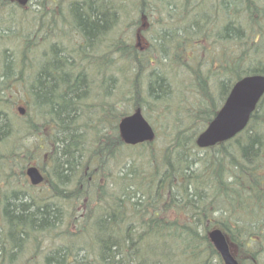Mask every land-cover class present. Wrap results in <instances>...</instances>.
<instances>
[{
  "label": "rangeland",
  "instance_id": "rangeland-1",
  "mask_svg": "<svg viewBox=\"0 0 264 264\" xmlns=\"http://www.w3.org/2000/svg\"><path fill=\"white\" fill-rule=\"evenodd\" d=\"M54 4V0H33L27 8L6 7V12L0 11V33L6 38H16L21 32L25 34L29 22L37 27L41 19L50 17L49 13L56 8ZM196 5H199L197 0L184 3L181 0H117L114 4L103 3L99 6V14L113 15L118 20L114 23L113 19L114 24L99 33L96 38L101 43L99 47L91 45L90 49L87 43L92 37L75 34L72 25L66 37L57 34L43 46L41 53L32 56L35 67L44 58L45 63L50 61L51 64L50 52L56 53L66 68L73 72L65 79L66 83L56 78L50 82L47 89L51 95L44 98V104L29 91L37 75L19 65V52L8 51L5 49L7 44L0 48V82H5V86L1 84V89H6L0 90V109L3 108L12 120L1 137L6 139L4 143L13 140L19 147L18 155L26 153L20 160V156L17 157V178L21 177L20 183L33 194L38 192L45 199L54 198L60 208L59 221L62 227L74 228L75 224L79 227L84 216L89 214L91 196L80 197V194L91 195L96 190L95 179L93 183L85 180L84 187L74 198L68 193L78 185L79 171H69L70 176L63 175L65 180H62V174H54L55 171H62H53L54 168L50 166L48 179L52 185L48 191L45 184L31 188L20 172L36 165L45 171V154L51 161L53 146L70 132L75 135L70 147L78 160L87 163L86 174L87 171L96 174L102 181H106V176L111 172L120 179L128 175L129 169L124 165L127 158L120 159L116 151L110 149L109 143L104 141L107 134L114 135V132H110L114 121L112 118L97 121L94 112L121 118L131 114L134 102L140 100L144 116L158 138L164 136L161 134L164 133L162 129L169 131L174 126L179 129L194 126L198 132V129H202L200 125L207 124L208 118L223 103L238 78L264 75V0L209 2L203 9L194 10ZM69 7L72 9L74 6L71 4ZM189 17L195 21L187 22ZM114 36L122 39L114 43ZM95 55H109L110 59L105 60V66L99 65L93 60L97 58ZM140 57L143 59L140 60L143 68L137 65L128 67L127 61ZM136 74H139V80L135 79ZM19 76L23 77L22 86L21 82L12 81ZM159 79L164 88L150 93V88L159 85ZM76 83H81L80 94L64 96L65 87ZM6 84L12 87L7 89ZM58 105L68 106L69 112L60 115L56 111ZM19 107L23 108V115L18 112ZM4 111L0 110L1 117ZM39 116H43L46 122L49 120L44 128L32 124ZM46 126L49 127L48 132ZM225 147L230 150L232 157L224 159L221 147L212 151L220 164L230 165L235 175L253 172L260 179L259 185L260 182L264 184L262 144L254 148L252 154L248 152V156L241 154V149L235 143L226 144ZM98 152L99 157L94 158ZM124 153L127 155L126 151L122 155ZM193 155L194 167L189 171L202 176L209 166L208 154L200 150ZM180 170L179 176L182 177L186 171L184 167ZM223 172H227L225 167ZM245 183L248 185L249 181ZM108 188L109 193L114 190L111 185ZM123 191L121 183L116 192L120 195ZM261 191L262 194L256 195L252 191L254 197L248 191L236 189L233 191L234 196L215 192L211 209L203 215L176 216V212L171 213V218L177 219L173 231L177 264H203L215 258L216 263L221 264L214 245L208 239V233L214 228L223 230L232 254L239 259L243 257L241 264H264V227L262 235L254 233L251 236L253 244L247 245L249 241L244 235L237 236L232 221V216L242 207L252 214L264 209V191ZM237 201L240 204L236 205ZM11 202L10 195H0V238L8 243L16 242L23 255L28 252L30 243L18 231L15 232V240L9 238L18 227V219L14 218L10 210ZM263 215L259 213L256 218ZM4 234L5 238L2 237ZM139 239L137 257L140 264H164L160 257L161 243L145 234H141ZM57 249L67 257L65 244H59ZM115 259L118 264H126L118 248Z\"/></svg>",
  "mask_w": 264,
  "mask_h": 264
},
{
  "label": "trees",
  "instance_id": "trees-1",
  "mask_svg": "<svg viewBox=\"0 0 264 264\" xmlns=\"http://www.w3.org/2000/svg\"><path fill=\"white\" fill-rule=\"evenodd\" d=\"M56 6L59 7L62 4V0H55ZM101 0H65L67 7L73 4V9H76V18L69 19V13H67L66 34L60 26V16L57 12H50L49 20L41 19L38 22L37 27L27 24L28 30H32L33 35L29 34L28 30L20 38L19 47L23 49V52L27 51V46L36 42L37 46H44L48 41L52 40L57 34L59 37L67 36L68 29L70 27L75 30L76 34L89 35L95 37L99 32L107 26L109 21H113L112 15L99 14L98 10L93 9L91 12H86L84 7L86 5H97ZM14 0H0V11L6 12V7H15ZM140 6V5H139ZM82 9V10H81ZM86 14H85V13ZM73 16V15H72ZM80 27L81 32L75 25ZM19 36V35H18ZM36 40H33V38ZM122 37H113L114 42H120ZM6 41L0 39V48H4ZM41 47V46H40ZM106 58L109 57H97L93 59L99 65L105 66ZM104 60V61H103ZM140 58H136L133 61H127V65H137L143 68L140 63ZM136 80H139V74H136ZM48 80L41 81L40 94L43 98L50 96L51 93L47 89L49 87ZM156 86L150 88L149 92L154 93L157 90ZM80 92V85H67L64 89V96L76 95ZM139 92V90H138ZM80 94V93H79ZM45 102H43L44 104ZM139 103L141 107L140 100ZM2 105V104H1ZM56 111L60 115H65L69 112V107L66 105L56 106ZM2 111V109H0ZM0 116V195H10L12 201L17 204V210H12V214L19 218L22 224H18V230L31 239L30 247L28 248L27 256L21 255L23 252L17 254L13 259L8 257L14 249L17 248L16 242L8 243L0 238V264H104L106 260L112 261L115 259L116 248L120 250L121 256L126 264H140L138 261V244L141 234L148 235L161 243L162 250L160 257L164 264H177L176 260V248L173 242V231L177 223L176 217L170 216V214L176 212L177 215H203L206 211L212 207V197L215 192L220 194H226L234 196L233 191L244 192L248 191L251 197H254L257 193L262 194L264 191V184L260 182L257 174L250 172L246 175H235L230 165L225 163L220 164L219 160L215 158L212 151L221 149L224 159L232 157V153L225 145L233 144L241 149V154L248 156V154L257 148L259 144H262L264 148V96L257 105L256 110L251 115L248 126L237 135L234 139L219 144L213 148L205 151L208 154L207 159L209 166L206 169L204 175H194L191 167H194V155L199 149L195 146V137L197 130L193 129H179L174 126L171 130L162 129L164 133L163 138L156 137L152 143H145L136 146L122 145L118 135V120L120 117L107 116V115H94L97 121L112 118L114 121L113 126L110 128V132H114L112 137L106 138L107 143L110 145V149L116 151L120 159H124L126 162L124 165L129 169V174L123 176L121 179L115 174L112 179L113 191L109 194L103 192L105 188V181L96 177V190L90 194H80V197L91 196L92 207L89 214L84 216V219L78 224L74 225V228L62 229L60 236H56V245H52L47 251H41L36 248V243H40L45 237V243L50 242L48 236L49 230L45 232V235L34 234V228L37 223L45 225L49 221L59 220L61 217L60 208L58 206H52V199H45L38 192H31L19 182L16 185H11V181L15 179L14 170L15 163L17 161L19 147L10 140L9 142H3L6 139H2L1 133L6 128L2 123L4 120H10L7 113ZM40 123L35 124L34 127L44 124L45 118L39 116L36 118ZM202 125V124H201ZM75 135L68 133L64 135V139L57 141L50 152L51 166L56 170L64 172L79 171L80 179L78 182L80 185L86 180L87 176L85 169L87 163L78 160L76 153L70 147V142L74 140ZM100 139V138H98ZM103 140V139H101ZM63 152L61 153V151ZM112 151V152H113ZM126 151L122 155V153ZM249 152V153H248ZM248 153V154H247ZM252 154V152H251ZM125 155V156H124ZM80 162V166H76L74 160ZM89 162V160H86ZM234 164L238 165L236 162ZM185 168V175L179 176L181 168ZM226 168L227 172L222 173L223 168ZM83 173L81 174V171ZM222 170V171H221ZM64 171V172H63ZM246 178V179H245ZM248 180V185L245 181ZM108 184H111L108 180ZM123 183L124 191L122 194H118L117 189L119 185ZM111 186V187H112ZM84 190V189H83ZM252 191H255L253 195ZM79 191H77L78 193ZM23 197H28V201L37 203L41 206L35 208L31 204H26ZM42 199L43 202L39 201ZM48 201V202H47ZM241 201H244L241 199ZM240 204V201L236 202V205ZM264 209H261L257 214H252L246 211L243 207L241 211H238L232 216L234 229L237 231V236H245L248 240V244H253L254 233L262 235V228L264 227V215L263 217L256 216L260 213L263 214ZM56 220V221H57ZM80 221V220H79ZM38 224V225H39ZM37 240H40L37 242ZM59 244H65L68 249L67 257L57 249ZM7 253V255H1ZM21 255V256H20ZM83 259V262H80ZM214 260L205 261L203 264H219ZM220 260V259H219ZM221 262V261H220ZM222 264V263H221Z\"/></svg>",
  "mask_w": 264,
  "mask_h": 264
},
{
  "label": "water",
  "instance_id": "water-1",
  "mask_svg": "<svg viewBox=\"0 0 264 264\" xmlns=\"http://www.w3.org/2000/svg\"><path fill=\"white\" fill-rule=\"evenodd\" d=\"M28 0H17L24 6ZM264 95V75H247L235 82L230 89L223 105L214 115L205 130L199 134L196 144L200 148L214 146L225 142L243 130L259 100ZM21 114L24 113L19 108ZM119 134L127 144H137L153 141L155 132L149 122L137 108L132 114L122 117L118 125ZM27 175L33 185L43 181V176L37 167L31 166ZM209 238L225 264H238L229 250L226 238L221 230L214 229Z\"/></svg>",
  "mask_w": 264,
  "mask_h": 264
},
{
  "label": "bare ground",
  "instance_id": "bare-ground-1",
  "mask_svg": "<svg viewBox=\"0 0 264 264\" xmlns=\"http://www.w3.org/2000/svg\"><path fill=\"white\" fill-rule=\"evenodd\" d=\"M33 0H28L27 1V3H26V5H24L26 8L31 4V2H32ZM190 1H194V0H181V2H190ZM223 1H225V3H231L233 0H211V1H209V0H197V2H199V5H196L195 7H194V10H200V9H203L204 7V5H208L209 4V2H212V3H215V2H223ZM101 5H103V3H99V6H101ZM68 8V7H67ZM69 10H68V12H69V19H71L72 17L73 18H76V9L74 8L73 9V13H72V9H71V7H69L68 8ZM84 9H85V11L86 12H91L93 9H95V10H98L99 11V7L95 4V5H90V6H88V5H86L85 7H84ZM82 10V9H81ZM85 13V12H84ZM86 14V13H85ZM188 14H190L189 12H188ZM73 15V16H72ZM105 15V14H104ZM107 15V14H106ZM109 15V14H108ZM47 20H49V18H46ZM187 20V22H189V23H192V22H194L195 20L194 19H192V18H187L186 19ZM112 21H109V23L107 24V25H109L110 23H111ZM72 23H74V22H72ZM186 23V22H185ZM74 25L81 31V32H83V30L80 28V27H78L75 23H74ZM29 34H31V35H33V31L32 30H30L29 29ZM98 35L99 34H97L95 37H92V39L89 41V43H87V45L88 44H90V45H88L89 46V48L91 49V45L92 46H94V47H99V45L101 44H99V42H98V40H96V38H98ZM22 35H19V36H17L16 38L15 37H10V38H6V36H4L3 34H1L0 33V39H3L4 41H6V44H7V46H6V48L5 49H7L8 51H12V50H14V51H18L19 52V65L22 67V68H25V69H27L28 71H30L31 73H33V74H36L37 75V80L35 81V82H32L31 83V86L29 87V91L31 90L32 92H33V94L36 96V98H37V100H39V101H44V98L41 96V94H40V88H41V81H43V82H45V80L47 81L48 80V82L50 83V82H52V80L54 79V78H56L57 80H59V81H61L62 83H66V78H68L69 77V74H73V72H72V70H70L69 68H66V65H64V62H62V58H59L57 55H56V53H53V52H50V56H49V59L51 58V64H50V61L48 62V63H45V58L43 59V60H40L38 63H37V65L34 67V65H33V59H31L32 58V56H34V55H36V54H39V53H41V50L43 49V46L42 45H40V46H37L36 45V42L35 43H32V44H30L29 43V45L27 46V51L26 52H23V49H21V48H19V41H18V38L20 39V40H23V38L21 39L20 37H21ZM33 40H36V38L34 37L33 38ZM83 42V44H85L84 43V41H82ZM80 54V53H79ZM80 56V55H79ZM78 56V57H79ZM96 57H98V55H95ZM143 56V55H142ZM140 59L141 60H143L141 57H140ZM33 65V66H32ZM40 78V79H39ZM23 79V77H21V76H19V77H17V78H15V79H13L12 81H13V83H18V82H21V80ZM159 81V85H157V87L155 88L156 90H161V89H163L164 87L162 86L163 84H162V80L161 79H159L158 80ZM3 82H0V90H6V89H1V87H2V85L3 86H5V82H4V84H2ZM2 84V85H1ZM33 84V85H32ZM76 84H81V83H76ZM162 84V85H161ZM20 85L22 86L23 85V82H21L20 83ZM69 85H74V84H69ZM165 85V84H164ZM161 86V87H160ZM10 87H12V85L11 84H6V88L7 89H9ZM2 92V91H1ZM0 92V93H1ZM38 93V94H37ZM3 94V93H2ZM37 94V95H36ZM78 94V93H77ZM1 99V98H0ZM137 105L139 106V103H136V102H134V111L137 109ZM134 111H132L131 112V114L134 112ZM18 112L20 113V111H19V109H18ZM24 114V113H23ZM23 114H21L20 113V115H23ZM94 115H99V113H97V112H94V114H93V116ZM102 115H107V114H102ZM107 116H109V115H107ZM193 116H195V114L193 115ZM196 116H198V113L196 114ZM210 120V118H208V121ZM2 123L7 127V126H9L11 123H12V120H4V121H2ZM40 122L38 121V120H34L33 122H32V124L33 125H35V124H39ZM192 125V124H191ZM40 127H42V128H44L45 127V122H44V124H41L40 125ZM191 129H193V130H196L195 129V127L194 126H192V127H190ZM46 129H48V126H46ZM119 134V133H118ZM107 137H108V139L109 138H111L112 136H110L109 134H107ZM106 137V138H107ZM106 138L104 139V141H105V143L107 142V140H106ZM155 139H156V137L154 138V140L153 141H151V142H149V141H145V142H141V143H137V144H127V143H125L123 140H122V138L119 136V140H120V142H121V144L122 145H125V146H136V145H140V144H145V143H152V142H154L155 141ZM63 152V150L61 151V153ZM25 153V152H24ZM23 153V155H18V156H20L19 158H18V160H20L23 156H25V154ZM94 158H98L99 157V152L98 153H96V156L94 155L93 156ZM74 163L76 164V166H80V162L79 161H77V158L74 160ZM16 164V163H15ZM30 166H28V167H26V170L29 168ZM85 169V168H84ZM14 170L16 171V166H14ZM26 170H24V169H22L21 170V174L22 175H27V171ZM64 172V171H63ZM17 171H16V173H15V179L13 180V181H11V185H16L18 182H19V184H20V182H22V181H19L20 180V178L21 177H19V179L17 178ZM65 176H67V177H69L70 176V173L69 172H64L63 173ZM19 176V175H18ZM21 176V175H20ZM86 181L87 182H89V183H93V177H87L86 178ZM76 183H78V185H76L79 189H81L82 187H84L83 185H84V182H82L81 183V185H80V182H78V180H77V182ZM79 189H77L76 187H72V189H71V191L72 192H69L68 194L69 195H71V196H73L74 198H75V194H77V190L78 191H81V190H79ZM84 189V188H83ZM73 191H75V192H73ZM109 191H110V189L108 188V187H105L104 189H103V192H105V193H109ZM49 197V196H48ZM25 200H27V201H25L26 202V204H31V205H33L35 208H37L38 206H41V205H39V204H37V203H32V202H29L28 201V197H23ZM39 201H41V202H43L42 201V199H40ZM48 202V201H47ZM52 204V206H54V207H56V206H58V203L57 202H55L54 201V198L52 199V202H51ZM59 207V206H58ZM10 210H17V204H16V202L13 200L12 202H11V205H10ZM15 215H17L16 213H14ZM14 215V218L15 219H18V224H22V222H21V220L19 219V218H17L16 216ZM57 220V219H56ZM52 220V221H49L48 223H46L44 226L43 225H41V224H39V223H37V225H36V227H33L34 228V234H36V235H42V234H44L45 235V232H47L48 230H49V233H48V236L50 237V242H48V243H45V237L43 238V240L42 241H40V240H37V242H39L40 241V243H36V248H38L39 250H41V251H47L48 250V248L50 247V246H52V245H56L57 244V242H56V236H60V234H61V232H62V229L63 230H65V228L66 227H62V225H61V223H60V221L59 220ZM39 224V225H38ZM80 227H77L75 230H78ZM67 229H69V228H67ZM16 231H18L19 232V230H18V227H17V230H14V232L12 231L11 232V236L9 237V238H11V239H13V240H15V238H16V234H15V232ZM21 233V232H20ZM22 234V233H21ZM10 235V233L8 232V236ZM23 236H24V239H26L30 244H31V239L29 238H26V236L24 235V234H22ZM2 237H6V235L4 234ZM3 240V239H2ZM0 251L2 252V250L0 249ZM14 251L15 252H12L8 257H10V259H13L17 254H19L21 251H19V249L18 248H16V249H14ZM1 255H7V253H2ZM16 258H17V256H16ZM104 264H118V262H117V260H112V261H110V259L109 260H106L105 262H104Z\"/></svg>",
  "mask_w": 264,
  "mask_h": 264
},
{
  "label": "flooded vegetation",
  "instance_id": "flooded-vegetation-1",
  "mask_svg": "<svg viewBox=\"0 0 264 264\" xmlns=\"http://www.w3.org/2000/svg\"><path fill=\"white\" fill-rule=\"evenodd\" d=\"M60 1V0H59ZM54 2H55V0H54ZM101 3H110V4H114V3H116L117 2V0H101L100 1ZM14 3H15V1H14ZM55 5V4H54ZM56 6V5H55ZM17 7H20V8H24L25 6H21V5H18V4H16V8ZM55 12H57L58 14H59V16H60V22H61V24H62V29L63 30H65L64 31V34H66L67 32H66V26H65V24H66V22H67V4H66V2H65V0H62V4L59 6V7H57L56 6V8L54 9V11L52 12V13H55ZM113 16V15H112ZM114 17V16H113ZM118 20V18H116V17H114V23H116V21ZM113 22H111L109 25H112V24H114ZM109 25H107V26H109ZM106 26V27H107ZM105 28V27H104ZM103 28V29H104ZM102 31V30H101ZM100 31V32H101ZM74 33H75V30L73 31ZM99 32V33H100ZM68 34H69V29H68ZM76 34V33H75ZM64 37H66V36H64ZM114 42V41H113ZM114 43H118V42H114ZM109 56V55H108ZM108 56H104V57H108ZM100 58H102V57H100ZM106 59H110V58H106ZM44 102H45V100H44ZM45 123H46V125H48L49 124V120H48V122H46L45 121ZM46 129V128H45ZM48 129H49V127H48ZM48 129H46L47 130V132H48ZM46 133V132H45ZM13 141V140H12ZM47 143V141L45 142V144ZM201 150H203V151H207L208 149H201ZM45 153H46V150H45ZM50 166H51V161L49 160V159H47V155L45 154V162H44V167H45V171L44 170H42L41 169V167H40V169H39V165L37 166L36 165V167L39 169V171H40V173L42 174V176H43V181L41 182V183H39V184H37V185H33L31 182H30V180H29V178H28V176L27 175H23V177H25V179H27L28 180V185L31 187V188H36V187H40V186H42V184H45V189H47L46 191H48L49 189H50V187H51V185H52V182H50L49 181V179H48V170H50ZM48 167V168H47ZM52 167V166H51ZM47 168V169H46ZM53 168V167H52ZM44 169V168H43ZM56 170V168L53 170V171H55ZM94 172V171H93ZM57 173V175H61V173L60 172H56L55 171V173L54 174H56ZM60 173V174H59ZM88 174V175H87ZM87 176H89V177H93V179H96V177H98V176H96V174L95 175H93L92 173H90L89 174V172L87 171ZM64 174H62V180H65L64 179V176H63ZM109 175H110V177H109ZM108 176H106V181H105V183L104 184H102V185H104L105 187H110V185L112 186V179H113V177H114V174L111 172V174H109ZM79 177V176H78ZM79 179H80V177H79ZM107 179L108 180H110V182H111V184H108V181H107ZM77 180H78V178H77ZM76 184H78V183H76ZM97 185V184H96ZM77 189H79L77 186H75ZM97 187V186H96ZM112 188H113V186H112ZM79 190H81V189H79ZM45 191V192H46ZM78 191V190H77ZM109 194V193H108ZM111 194V193H110Z\"/></svg>",
  "mask_w": 264,
  "mask_h": 264
}]
</instances>
